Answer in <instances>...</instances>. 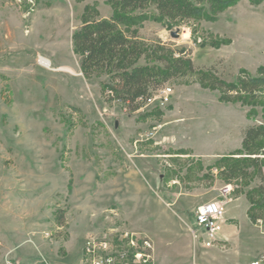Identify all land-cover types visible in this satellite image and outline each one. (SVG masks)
Returning <instances> with one entry per match:
<instances>
[{"label": "rangeland", "instance_id": "374dc122", "mask_svg": "<svg viewBox=\"0 0 264 264\" xmlns=\"http://www.w3.org/2000/svg\"><path fill=\"white\" fill-rule=\"evenodd\" d=\"M86 6L112 12L106 0H0V264H82L89 241L129 249L124 232L149 237L151 264H264V210L247 214L260 180L221 172L242 155L243 130L264 120L263 99L222 101L197 74L232 81L264 65V0L180 23L152 1L138 10L146 48L188 57L193 70L158 86L172 88L167 105L135 109L102 91L107 76L80 71L71 36ZM147 63L157 64L137 62ZM226 184V240L207 248L194 213Z\"/></svg>", "mask_w": 264, "mask_h": 264}, {"label": "trees", "instance_id": "16d2710c", "mask_svg": "<svg viewBox=\"0 0 264 264\" xmlns=\"http://www.w3.org/2000/svg\"><path fill=\"white\" fill-rule=\"evenodd\" d=\"M149 1L153 2L160 17L180 23L193 17H212L234 0H205L202 5L191 0H106L112 8L109 17L99 16L92 6L85 7L81 25L71 36L74 52L79 56L80 71L86 78L107 76V81L101 83L102 91L111 100L123 102L131 109L144 103L150 88L193 70L190 58L174 57L173 51L159 45L147 49L146 43L138 38L137 26L146 18L138 10ZM183 52L180 48L179 54ZM141 57H153L157 64L138 65ZM197 74L202 84L220 92L222 101L238 99L244 104L262 98L264 102V65L258 66L255 73L241 68L232 81L216 77L209 69H200ZM240 154L237 158L227 159L221 172L231 178L248 176L255 171L260 183L248 192L247 214L250 220L256 221L264 210V120L243 130Z\"/></svg>", "mask_w": 264, "mask_h": 264}, {"label": "built area", "instance_id": "2783aa9c", "mask_svg": "<svg viewBox=\"0 0 264 264\" xmlns=\"http://www.w3.org/2000/svg\"><path fill=\"white\" fill-rule=\"evenodd\" d=\"M172 92L169 86L150 90L144 99V105L163 107L170 102ZM230 192L231 185L226 184L220 189L217 198L204 202L196 208L192 233L207 248L221 242L220 232L227 196ZM120 239H124L130 248H116L113 243L114 239L110 236L102 237L97 241H89L85 247L82 264H151L153 248L149 237L124 232ZM251 264H258V261H253Z\"/></svg>", "mask_w": 264, "mask_h": 264}, {"label": "crops", "instance_id": "0c3cea01", "mask_svg": "<svg viewBox=\"0 0 264 264\" xmlns=\"http://www.w3.org/2000/svg\"><path fill=\"white\" fill-rule=\"evenodd\" d=\"M111 11H108V13H106L105 15H102L101 17H109L110 15H111ZM225 234L226 233H221L220 234V238H221V242L223 241V240H226V238H225ZM227 234H228V232H227ZM258 261V260H257ZM258 264H260V262L258 261Z\"/></svg>", "mask_w": 264, "mask_h": 264}, {"label": "water", "instance_id": "95a60500", "mask_svg": "<svg viewBox=\"0 0 264 264\" xmlns=\"http://www.w3.org/2000/svg\"><path fill=\"white\" fill-rule=\"evenodd\" d=\"M170 35L172 37H177L178 36V32L177 31H171Z\"/></svg>", "mask_w": 264, "mask_h": 264}]
</instances>
